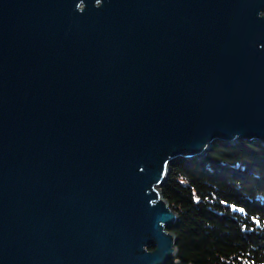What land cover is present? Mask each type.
<instances>
[{"label": "water", "instance_id": "obj_1", "mask_svg": "<svg viewBox=\"0 0 264 264\" xmlns=\"http://www.w3.org/2000/svg\"><path fill=\"white\" fill-rule=\"evenodd\" d=\"M238 141L264 0H0V264H181L170 166Z\"/></svg>", "mask_w": 264, "mask_h": 264}, {"label": "trees", "instance_id": "obj_2", "mask_svg": "<svg viewBox=\"0 0 264 264\" xmlns=\"http://www.w3.org/2000/svg\"><path fill=\"white\" fill-rule=\"evenodd\" d=\"M161 192L179 219L176 261L264 264V146L214 143L172 164Z\"/></svg>", "mask_w": 264, "mask_h": 264}]
</instances>
